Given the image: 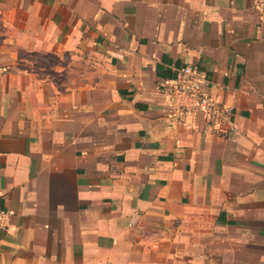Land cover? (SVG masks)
<instances>
[{
    "label": "crops",
    "instance_id": "obj_1",
    "mask_svg": "<svg viewBox=\"0 0 264 264\" xmlns=\"http://www.w3.org/2000/svg\"><path fill=\"white\" fill-rule=\"evenodd\" d=\"M206 71L223 132L159 84ZM0 264H264L253 0H0Z\"/></svg>",
    "mask_w": 264,
    "mask_h": 264
},
{
    "label": "built area",
    "instance_id": "obj_2",
    "mask_svg": "<svg viewBox=\"0 0 264 264\" xmlns=\"http://www.w3.org/2000/svg\"><path fill=\"white\" fill-rule=\"evenodd\" d=\"M253 9L264 23V0H253ZM5 70L0 65V76ZM211 88L212 80L206 71L189 64L177 67L172 77L159 84V91L170 105V116L176 122L192 128L201 115L204 130L219 133L224 127L234 125L235 113L231 106L211 93ZM7 225L8 214L0 197V226Z\"/></svg>",
    "mask_w": 264,
    "mask_h": 264
}]
</instances>
